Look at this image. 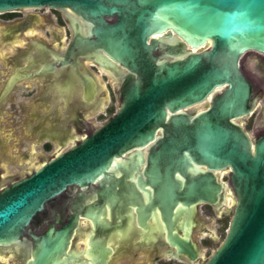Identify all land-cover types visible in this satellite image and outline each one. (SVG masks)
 I'll list each match as a JSON object with an SVG mask.
<instances>
[{
	"label": "water",
	"instance_id": "1",
	"mask_svg": "<svg viewBox=\"0 0 264 264\" xmlns=\"http://www.w3.org/2000/svg\"><path fill=\"white\" fill-rule=\"evenodd\" d=\"M44 7L72 12L71 40L65 53L52 50V65L84 57L112 67L118 106L0 190V244L17 240L48 199L98 183L119 222L133 205L150 244L160 229L166 256L186 264L202 259L192 237L199 205L233 201L225 237L202 264H264V132L251 137L241 123L258 100L241 59L264 56V0H0V14ZM75 220L32 235L33 264L63 262Z\"/></svg>",
	"mask_w": 264,
	"mask_h": 264
},
{
	"label": "flooded vegetation",
	"instance_id": "2",
	"mask_svg": "<svg viewBox=\"0 0 264 264\" xmlns=\"http://www.w3.org/2000/svg\"><path fill=\"white\" fill-rule=\"evenodd\" d=\"M1 14L7 17L0 22V190L7 182L30 173L39 162L53 156V152L48 156L38 154L39 142L48 152L53 143L61 147L77 140L69 135L70 128L76 134L90 132L93 126L86 121L85 114H93L108 99L111 104L97 114L106 115L120 95L112 67L110 71L102 69L84 57L74 66L52 65V50L65 53L71 40V10L48 8L47 13H42L47 20L43 23L36 10ZM53 20L62 25L59 33L51 24ZM38 27H50L47 31L55 42L42 40ZM49 63L50 69L46 67ZM242 71L250 79L243 68ZM39 72L43 73L39 75ZM101 77L109 80L102 85ZM250 81L257 102L261 101ZM59 105L64 116L58 110ZM261 108L264 109V104ZM62 126L67 136L57 132ZM31 156L34 162L23 172H15V166L26 163ZM7 164L13 167V172L6 171ZM99 192L98 183L82 188L73 185L45 201L17 240L0 244V264H33L32 235L43 234L50 228L59 230L74 218V232L61 264H164L166 245L165 239L159 237L160 229L153 231L158 239L151 245L149 230L140 222L135 207L128 205L126 218L119 222L114 215L115 206ZM137 193L145 205L144 192ZM88 214L92 217H87ZM148 221L152 224L150 217ZM158 224L160 228V217Z\"/></svg>",
	"mask_w": 264,
	"mask_h": 264
},
{
	"label": "rangeland",
	"instance_id": "3",
	"mask_svg": "<svg viewBox=\"0 0 264 264\" xmlns=\"http://www.w3.org/2000/svg\"><path fill=\"white\" fill-rule=\"evenodd\" d=\"M32 10H36L40 14V23L47 21L44 14L42 15V13L48 12V8L46 7L43 9L26 8V9H22L21 12L32 11ZM6 17L7 14H0V22H2V20ZM51 24L55 29V31L59 33L62 28V25L58 22H55L54 20L51 22ZM47 29L38 27L37 28L38 34L40 36L46 35L47 37L52 39L53 42H55L52 35L47 31ZM64 41L66 42L65 39ZM87 63L90 64V62ZM241 65L244 71L246 72V74L250 77V79L254 83L255 94L259 95V97L261 98L260 99L261 101L257 102L256 108L253 111V113L241 119L242 126L248 131L251 137H254L264 132V109L261 108V106L264 104V56L256 52H247L246 54L243 55L241 59ZM108 80L109 79L107 78L106 79H102V77L100 78V82L102 85H104L105 82ZM101 96H103L102 93ZM109 104H111V102L107 99L106 101L103 102L99 110H97L93 114H85L86 121H88L91 124V126H93V128L102 124L110 115H112L115 112L118 106V101L114 102L109 107V109L105 112L106 115L97 116V114L100 111H104L105 108L109 106ZM59 106L60 107H58L59 108L58 110L59 112H62L61 105ZM63 129L66 128H64L63 126L59 127L57 132L61 135L63 134L67 136L68 133H66V131H63ZM69 131H70L69 135L74 136L76 139H79L83 134L87 133V131H84L80 134H76L73 127H71ZM72 138L73 137H71V139ZM73 144H74V140L68 141L61 147H58L56 143H53L52 150L46 152L45 150L42 149L41 142H39L37 144V153L43 156H48L50 152H53L54 155L62 150H65L66 148H68ZM32 162H34L33 156H31L28 160H26V163L28 164L23 163L21 166H15L16 168L15 172L18 171L23 172L25 168H27L29 164ZM6 171L13 172L14 170L13 167H11V165L7 164ZM221 178L222 180L227 181V173L222 172ZM232 208H233V201H230L227 204L226 210L223 208L216 210L214 207L210 205H204V204L199 205L197 212L198 223L194 228L192 237L200 245L202 259L196 264H202L207 259L209 254L224 239L229 224V220L231 217ZM201 221H203L202 224ZM150 264H156V263H150ZM164 264H186V263H181L179 260L165 257ZM189 264H194V263H189Z\"/></svg>",
	"mask_w": 264,
	"mask_h": 264
},
{
	"label": "crops",
	"instance_id": "4",
	"mask_svg": "<svg viewBox=\"0 0 264 264\" xmlns=\"http://www.w3.org/2000/svg\"><path fill=\"white\" fill-rule=\"evenodd\" d=\"M62 114V116H64L65 114L63 112H60Z\"/></svg>",
	"mask_w": 264,
	"mask_h": 264
}]
</instances>
